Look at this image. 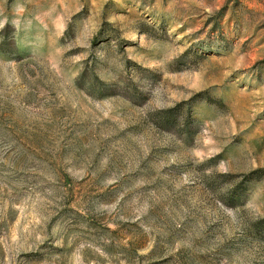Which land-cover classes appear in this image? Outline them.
<instances>
[{"label":"rangeland","instance_id":"374dc122","mask_svg":"<svg viewBox=\"0 0 264 264\" xmlns=\"http://www.w3.org/2000/svg\"><path fill=\"white\" fill-rule=\"evenodd\" d=\"M0 264H264V0H0Z\"/></svg>","mask_w":264,"mask_h":264},{"label":"trees","instance_id":"16d2710c","mask_svg":"<svg viewBox=\"0 0 264 264\" xmlns=\"http://www.w3.org/2000/svg\"><path fill=\"white\" fill-rule=\"evenodd\" d=\"M173 121H174L173 117H169L168 119L165 120V122H166L167 124H172Z\"/></svg>","mask_w":264,"mask_h":264}]
</instances>
